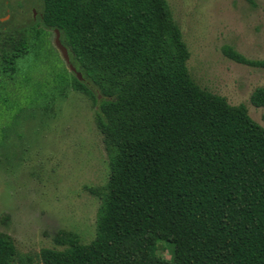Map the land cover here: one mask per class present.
Returning a JSON list of instances; mask_svg holds the SVG:
<instances>
[{
    "label": "trees",
    "instance_id": "16d2710c",
    "mask_svg": "<svg viewBox=\"0 0 264 264\" xmlns=\"http://www.w3.org/2000/svg\"><path fill=\"white\" fill-rule=\"evenodd\" d=\"M31 2L36 18L0 19V84L19 81L21 62L58 53L63 69L27 106L50 121L71 91L89 98L108 176L89 188L100 200L90 241L60 230V247L21 253L0 232V264H264V126L196 82L168 1ZM55 29L81 80L54 47ZM221 51L264 69L231 45ZM250 103L264 106V86Z\"/></svg>",
    "mask_w": 264,
    "mask_h": 264
},
{
    "label": "rangeland",
    "instance_id": "374dc122",
    "mask_svg": "<svg viewBox=\"0 0 264 264\" xmlns=\"http://www.w3.org/2000/svg\"><path fill=\"white\" fill-rule=\"evenodd\" d=\"M167 1L189 48L187 66L196 82L231 104L244 103L264 126V106L250 103L253 90L264 86V69L237 63L221 51L231 45L249 58L264 59V0ZM32 4L0 0L1 21L28 20ZM47 55L21 62L16 84H0V232L9 234L21 253L60 247L55 242L60 230L90 241L100 200L89 188L103 185L108 176L89 98L71 91L50 121L27 106L38 86L46 90L52 70L63 69L58 53ZM24 74L31 75L29 83ZM160 251L170 257L169 250Z\"/></svg>",
    "mask_w": 264,
    "mask_h": 264
},
{
    "label": "water",
    "instance_id": "95a60500",
    "mask_svg": "<svg viewBox=\"0 0 264 264\" xmlns=\"http://www.w3.org/2000/svg\"><path fill=\"white\" fill-rule=\"evenodd\" d=\"M34 13H35V10H34ZM53 45L60 52V55H61L62 59L64 60V62L66 63L67 68L70 71L74 72L75 75L78 77V79L81 80L82 79L81 73L78 72L76 70V68L70 63L67 48L61 43L60 34H59V31L57 29H55V35L53 38Z\"/></svg>",
    "mask_w": 264,
    "mask_h": 264
}]
</instances>
